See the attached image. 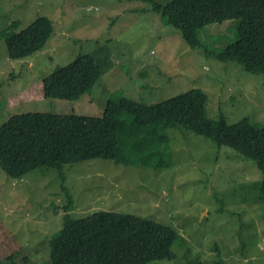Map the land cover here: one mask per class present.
I'll return each instance as SVG.
<instances>
[{
    "label": "rangeland",
    "instance_id": "374dc122",
    "mask_svg": "<svg viewBox=\"0 0 264 264\" xmlns=\"http://www.w3.org/2000/svg\"><path fill=\"white\" fill-rule=\"evenodd\" d=\"M41 15L54 25L41 52L11 59L0 38V123L30 110L101 115L112 93L150 104L201 88L209 97V118L224 113L234 123L248 116L264 126V75L204 54L232 42L239 19L206 25L202 49H195L145 0H0V32L17 19L21 30ZM103 44L111 66L90 94L79 102L44 98L43 77ZM165 129L171 167L100 158L65 165L71 215L132 213L172 226L185 238L183 246H173L171 260L154 259L145 242L124 244L115 252L123 264H213L218 253L226 264H264L262 170L204 136ZM66 203L55 169L13 179L0 168V264H51L50 239L63 225Z\"/></svg>",
    "mask_w": 264,
    "mask_h": 264
},
{
    "label": "trees",
    "instance_id": "16d2710c",
    "mask_svg": "<svg viewBox=\"0 0 264 264\" xmlns=\"http://www.w3.org/2000/svg\"><path fill=\"white\" fill-rule=\"evenodd\" d=\"M145 1L195 49H202L200 30L206 25L239 19L237 37L217 52L204 54L264 75V0ZM19 23L13 20L0 32L8 56L16 60L41 52L54 33L53 21L45 15L21 30H17ZM228 25L234 27L232 22ZM107 44L77 55L43 77L44 98L79 102L90 94L111 66ZM111 95L101 115L19 110L0 123V168L5 174L22 179L34 170L55 169L66 194L63 225L50 239L51 264H123L116 249L136 241L149 244L156 260L176 257L173 246H183L185 238L172 226L108 210L74 218V198L65 184V165L97 158L156 170L173 166L171 138L165 128L204 136L255 161L263 172L264 200V126L255 125L248 116L234 123L224 113L209 118V97L201 88L150 104ZM33 102L39 105L38 99ZM217 255L213 264H226L221 253Z\"/></svg>",
    "mask_w": 264,
    "mask_h": 264
}]
</instances>
